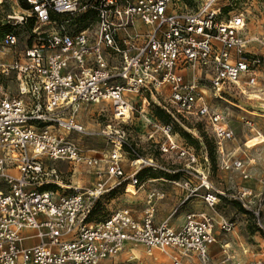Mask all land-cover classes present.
<instances>
[{
    "label": "built area",
    "instance_id": "obj_1",
    "mask_svg": "<svg viewBox=\"0 0 264 264\" xmlns=\"http://www.w3.org/2000/svg\"><path fill=\"white\" fill-rule=\"evenodd\" d=\"M229 1L22 0L25 9L0 22L8 27L0 42V264H104L137 246L167 264H244L229 241L220 244L223 261L211 259L217 243L211 214L190 212L178 228L168 219L155 224L153 201L163 193L148 194L141 219L127 209L96 219L117 181L129 193V185L142 187L137 174L144 169L196 178L197 186H183L189 198L199 197L214 214L224 200L238 204L264 242V176L260 192L216 190L207 152L173 129L194 121L212 136L216 165L250 178L245 162L225 148L234 139L226 116L208 100V92L225 102L233 95L249 99L264 62L247 50L251 42L263 47L264 35L248 39L246 15L232 14ZM22 26L28 42L16 33ZM99 103L109 104L111 121L93 133L78 112ZM240 120L260 137L248 115ZM133 121L152 129L148 140L177 168L138 155L127 143ZM95 135L104 140L101 149L78 144ZM127 154L130 175L123 168ZM83 174L92 181L71 182ZM219 216V234L229 238L236 223ZM237 246L251 264H264L263 246Z\"/></svg>",
    "mask_w": 264,
    "mask_h": 264
},
{
    "label": "rangeland",
    "instance_id": "obj_2",
    "mask_svg": "<svg viewBox=\"0 0 264 264\" xmlns=\"http://www.w3.org/2000/svg\"><path fill=\"white\" fill-rule=\"evenodd\" d=\"M229 4L230 11L232 12V14L238 12L245 13L247 18L245 35L248 39L257 38L264 35V0H230ZM24 9L25 5L23 4L22 0H5L0 5V22L7 23V15H12L13 13H17ZM7 29L8 27L0 28V42ZM27 31V28H24L23 26L16 27V33L21 43L25 41L28 42ZM247 50L252 54L257 53L264 56V46L261 47L260 44H257L255 42H251L248 45ZM6 84H8L7 89L9 90V92L12 95H15V82L9 79L7 80ZM259 89L262 90L261 94H259L257 91ZM253 91L254 92L251 94L249 99L239 95H233L231 98L226 99L228 102L214 100L211 97L212 95L210 94V92H208V100L210 101L213 107L217 108L219 111L224 113L228 120V124L234 133V139L225 144V148L229 151L238 150L237 155L242 158L246 156L244 152H246V154L249 156V152L264 148L263 143L253 149H245L244 144L248 141V139L253 138L255 134L254 132H250L249 129L245 127L242 124V121L240 120L242 117L248 115V117L253 122V127L258 129L260 131V134L264 136V109L261 108L264 107V62L259 68L258 83L255 89H253ZM252 95H258L261 100L256 101L257 98H252ZM246 111L250 112V114ZM78 115V117H80L78 119L80 120L82 125L93 133H97L102 130V127L111 121V109L109 104L107 103L83 106L80 108ZM186 123L187 124H183V126L186 127L187 130L181 128L177 123L173 124L174 132H176L179 137L186 142L187 145L193 147L196 150L204 149L207 152L211 166L209 174L211 178L210 180L214 182V184L223 183V180L219 177L220 174H217V168L215 167L217 166V158L215 154V145L212 136L206 129L202 128L200 125H195L194 121L189 120ZM194 126L196 127L195 130H193L192 128ZM126 130L128 138L127 143L132 145V148L138 153L139 156L153 158L157 161L159 165H164L165 167H168L170 169L173 167L177 168L176 165H172L171 160H166L165 158H163L158 152V147L153 144L150 140H148V133L152 130L150 127H147L145 126V124H141L140 122L133 121V125L131 127H127ZM72 137L77 138L76 136ZM197 137L201 140V145L200 143H198L199 141ZM260 139L264 140V137L260 136ZM78 144L83 146L84 148H89L97 151L99 148L101 149L103 147L104 140L98 135H95L94 137L90 138L81 137ZM232 146H234V148ZM126 149L127 152L130 153L128 146L126 147ZM129 159H131V156L127 154L125 160L123 161V168L124 171L127 173L126 175H130L128 173L132 171L128 166ZM147 172H149L150 174H147ZM160 172L161 171H152L150 169H144L143 172H139L137 174L138 183L145 182L155 177H163L170 182H179L183 186L186 182H190L189 184L193 187L194 185H196L197 182L195 178L188 177L187 174L166 175L161 174ZM86 175H81L78 180L81 181L82 179L84 181L83 183L86 184V180L84 179ZM66 176H69V174H66ZM187 178H189L190 180L188 181ZM118 182H120V185H118L116 189L112 192V194H110V199L108 200L106 206L98 210L99 216L97 215L96 219L106 217L119 209H127L130 212L134 213L136 218H143V211L146 209L144 197L142 200L137 201L138 194L136 196H131L129 193H125L124 186L126 182H124V180H118L117 183ZM151 184L152 183L146 184L145 189H156L153 188L154 186H151ZM162 184H164L165 186H169V183ZM159 186L160 184L158 185L157 190H159ZM231 191L233 190H226V192ZM165 192H168L170 194L168 196L163 195L162 198L154 199L153 201V210L156 221H160L169 217L173 213L172 210L175 208V204H178L179 199L182 195V189H178L175 186H172L170 189H165ZM158 193L161 194L160 191ZM132 198L136 200V203L131 202ZM183 209L184 208H181V210ZM215 211L217 216L220 217V209L217 208ZM181 214L182 213L177 214L173 218V222H175L176 224H180L181 219H178V216ZM218 222H220V218L218 219ZM241 235H243V233ZM257 239H259V237ZM251 242H253L252 244L255 246L264 247V242L262 241H257L256 243L251 239ZM155 256L159 255L157 253L149 255L143 246H137L132 249L131 252L126 250L118 256L104 261V264H167L166 260H163L161 263H158L163 259V256H159L162 258L161 260L154 259ZM154 260H157V263Z\"/></svg>",
    "mask_w": 264,
    "mask_h": 264
},
{
    "label": "crops",
    "instance_id": "obj_3",
    "mask_svg": "<svg viewBox=\"0 0 264 264\" xmlns=\"http://www.w3.org/2000/svg\"><path fill=\"white\" fill-rule=\"evenodd\" d=\"M246 112H248V111H246ZM248 113L250 114V112H248ZM253 131H256L260 134V131L258 129H256L255 127H253ZM260 136L264 137L261 134H260ZM263 143H264V140H261L260 137L256 138L254 136L253 138L248 139V141L246 142V145H244V147H245V149H253V148H255V147H257ZM232 147L234 148V146H232ZM237 151L238 150H234L236 158L242 159L245 162V164H247L248 174L249 175L251 174L250 178L248 180H243L242 177L240 176L239 172L224 171L219 167V163L217 162V166H215V167L217 168L216 169L217 174H220L219 177L223 180V183L214 184V182H212L210 180L212 182L214 188L216 190L226 191V190L231 189V190L235 191L239 188L244 187V188L251 189L254 192L262 191L263 188L259 184V179L262 176H264V148L249 152L248 153L249 156L246 154V152H244V154L246 155V156H244V158L238 156ZM143 171H141V172H143ZM160 173L165 174L162 172H160ZM147 174H150V173L147 172ZM252 177H254V178H252ZM78 178H80V177H74L71 182L74 184H76V183L79 184V183L84 182L82 179H81V181H79ZM209 178H210V176H209ZM84 179L86 180L85 182L88 183V182L92 181L93 178L91 175H86L84 177ZM187 180H190V179L187 178ZM149 183H152L151 186H154L153 188H156V189H150V190L145 189V185L149 184ZM157 183L160 184L159 190H157V187L159 185ZM162 183H169V186H165ZM139 184H141L142 187H139V186L134 187L137 191H135L133 193H129V194L131 196H136L138 194L137 201L142 200L144 197L145 203L147 200V196L150 192H157V191L159 192L160 191L164 195L168 196L170 193H168V192L166 193L165 189H170L172 186H175L178 189H182L181 183L170 182L163 177L151 178V179H149L145 182L139 183ZM198 184H199V182L197 180L196 185H194V186H197ZM202 192L203 191L200 189V193H202ZM131 202L136 203V200L132 198ZM175 205H176L175 208L172 210L173 213L169 217L166 218L169 220V224L171 227L178 228L183 223L185 216L190 212H205V213L211 214L213 216V219H214L216 226L218 227V223H219L218 219L220 217H218L217 214H214L213 212H211L199 197H191V198L187 199L186 193L182 189V195L179 199V202H178V204H175ZM146 208H147V203H146ZM181 208H184V209L181 210ZM218 208L220 209V212L223 215H225L227 217H233V219L236 223V228H235V231L230 235L229 238H224L219 234V230L216 227L215 233L217 235V243L210 246V248H209V254H210L211 259L214 262L223 261L224 255H223L222 251L220 250V244L225 242V241H229L231 250L234 254H236L237 260L243 262L244 264H251L253 257L252 256H242L240 254V250L237 246V242H242V243L248 244L252 248V251H253L254 248L259 247V246H253V244H252L253 242H251V239L257 243V241H262L261 238L257 239L258 238L257 235L255 233L251 232V230H252L251 226L249 225L248 221L246 220L244 214L241 213L238 204L231 203V202L224 200L221 202V204L219 205ZM145 210L143 211V215H144ZM179 213H182L181 215L178 216V219H181V223L176 224L175 222H173V218ZM132 215L136 218L134 213H132ZM214 215H216V216H214ZM136 219H138V218H136ZM153 219H154L155 224H159L160 222L166 220V219H162L160 221H156L155 216ZM262 222L264 223V211L262 213ZM242 233H243V235H241ZM154 259L161 260L162 258L159 256H155ZM163 260H166V258L163 257V259L158 263H161ZM154 261L157 263V260H154Z\"/></svg>",
    "mask_w": 264,
    "mask_h": 264
},
{
    "label": "bare ground",
    "instance_id": "obj_4",
    "mask_svg": "<svg viewBox=\"0 0 264 264\" xmlns=\"http://www.w3.org/2000/svg\"><path fill=\"white\" fill-rule=\"evenodd\" d=\"M252 98H257V100L256 101H260L261 100V98L259 97V96H252ZM252 100V99H251ZM260 104V103H259ZM262 105V104H261ZM262 109H264V107H261ZM182 189H183V185H182ZM184 190V192L186 193V197H187V199L189 198V194H190V192L188 191V190H186L185 188L183 189ZM135 191H137L133 186H131V185H129L128 186V188H127V192H129V193H133V192H135ZM236 234V233H235ZM135 257V256H134Z\"/></svg>",
    "mask_w": 264,
    "mask_h": 264
},
{
    "label": "trees",
    "instance_id": "obj_5",
    "mask_svg": "<svg viewBox=\"0 0 264 264\" xmlns=\"http://www.w3.org/2000/svg\"><path fill=\"white\" fill-rule=\"evenodd\" d=\"M154 115L158 117V119H160L161 121H166L165 119V115L159 110V109H155L154 110ZM199 143V142H198ZM215 147V146H214ZM99 210V209H98ZM98 210H96V214L98 215ZM99 216V215H98ZM251 232L254 233L253 228H251Z\"/></svg>",
    "mask_w": 264,
    "mask_h": 264
}]
</instances>
